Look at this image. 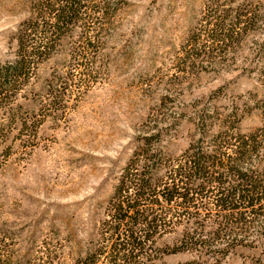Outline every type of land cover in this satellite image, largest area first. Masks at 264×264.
Masks as SVG:
<instances>
[{"label": "rangeland", "instance_id": "obj_1", "mask_svg": "<svg viewBox=\"0 0 264 264\" xmlns=\"http://www.w3.org/2000/svg\"><path fill=\"white\" fill-rule=\"evenodd\" d=\"M207 2L128 0L91 68L85 57L58 52L39 65L11 110L0 105V264H75L97 238L151 118L174 134L168 149L176 155L198 136L191 120L197 102L228 107L264 98V84L241 63L190 76L178 71ZM29 15V0H0V62L14 59L17 28ZM54 73L68 78L56 104L45 95ZM259 123L253 111L242 125ZM258 256L242 248L217 263L175 253L152 264H261Z\"/></svg>", "mask_w": 264, "mask_h": 264}, {"label": "trees", "instance_id": "obj_2", "mask_svg": "<svg viewBox=\"0 0 264 264\" xmlns=\"http://www.w3.org/2000/svg\"><path fill=\"white\" fill-rule=\"evenodd\" d=\"M29 1L30 15L15 34V57L0 62V105L8 110L54 54L80 55L91 68L128 4ZM238 63L264 84V4L208 0L177 69L190 76ZM67 81L52 75L45 94L52 103L61 102L58 85ZM253 111L260 123L245 130L243 121ZM191 120L198 136L175 155L168 149L174 134L151 118L152 130L139 136L122 169L97 238L75 264H152L175 253L221 263L242 248L258 250L264 264V98L228 107L197 102ZM170 235L172 244L163 246Z\"/></svg>", "mask_w": 264, "mask_h": 264}]
</instances>
